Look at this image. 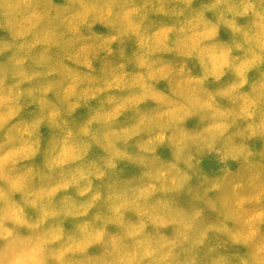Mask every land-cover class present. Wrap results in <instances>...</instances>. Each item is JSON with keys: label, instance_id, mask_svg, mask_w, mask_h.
<instances>
[{"label": "clouds", "instance_id": "obj_1", "mask_svg": "<svg viewBox=\"0 0 264 264\" xmlns=\"http://www.w3.org/2000/svg\"><path fill=\"white\" fill-rule=\"evenodd\" d=\"M195 3L0 0V264H264V0Z\"/></svg>", "mask_w": 264, "mask_h": 264}, {"label": "rangeland", "instance_id": "obj_2", "mask_svg": "<svg viewBox=\"0 0 264 264\" xmlns=\"http://www.w3.org/2000/svg\"><path fill=\"white\" fill-rule=\"evenodd\" d=\"M200 2H201V0H196V3L194 4V7H198L199 4H200ZM97 31H106V30H105V29H102V28H100V27L98 26ZM221 36H222V38H225V39L228 38V34L225 33L223 30H222ZM132 47H133V46L130 44V45H129V51H131ZM97 66H98V65H97ZM160 87L163 88V87H165V85L162 83V84L160 85ZM83 111H84V110H79V111H78V115L83 114ZM42 132H43L44 136L47 137V135H48V130L45 128V129H42ZM261 146H262V145H261V143H260L259 141L255 142V147H256L257 149H259ZM204 167H205L206 169H218V166L216 165L215 161H213V160H211V159H207V160L204 161ZM231 167H233V169H235V168H236V164L232 163V164H231ZM169 231H170V230H169Z\"/></svg>", "mask_w": 264, "mask_h": 264}]
</instances>
